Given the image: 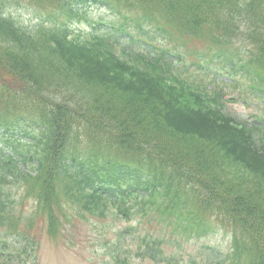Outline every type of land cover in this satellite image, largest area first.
<instances>
[{"label": "trees", "instance_id": "obj_1", "mask_svg": "<svg viewBox=\"0 0 264 264\" xmlns=\"http://www.w3.org/2000/svg\"><path fill=\"white\" fill-rule=\"evenodd\" d=\"M23 1L30 28L5 11L20 0H0V131L25 134L0 148V230L25 244L0 242V264L38 249V221L58 240L69 210L163 223L180 253L230 233L223 258L198 262L148 233L137 253L155 262L264 264V0ZM93 8L101 25L76 28ZM232 93L254 102L251 123L225 111Z\"/></svg>", "mask_w": 264, "mask_h": 264}, {"label": "rangeland", "instance_id": "obj_2", "mask_svg": "<svg viewBox=\"0 0 264 264\" xmlns=\"http://www.w3.org/2000/svg\"><path fill=\"white\" fill-rule=\"evenodd\" d=\"M27 3L20 2L14 4L10 11L19 16L24 27L31 25L29 21V10ZM88 21L80 26L82 29L94 25H101L106 13L102 9L94 8L91 11ZM200 49L201 44H195ZM192 48L193 46L190 45ZM235 97V96H231ZM227 112L237 119H250L251 108L243 101L231 102L227 104ZM23 138L18 132H7L0 134V143ZM11 192L15 196V186ZM13 198V196H11ZM24 215H28L31 203L29 200L24 202ZM69 220L64 222V230L58 240L48 239L40 229V222L35 224L32 233L38 234L40 242L39 248L32 256L27 254H13L9 264H113V256L119 253L122 257L126 256L132 264H166L165 262H155L149 256L137 254L144 251V244L141 239L150 233L161 236L165 242L162 249L166 254H180L184 260L193 259L196 262L201 260L221 259L230 248V235L223 229H217L207 236L189 239L183 243L181 253L176 247L171 245L169 229L163 223L156 221L146 222L147 218L139 214L134 215L130 220L124 217H116L111 212L103 218L95 219L89 217L82 219L77 217L72 210L69 211ZM1 235V232H0ZM9 241L14 239V234L9 235ZM19 242L11 241L9 247L24 241L18 237ZM30 250L27 252L29 253Z\"/></svg>", "mask_w": 264, "mask_h": 264}]
</instances>
